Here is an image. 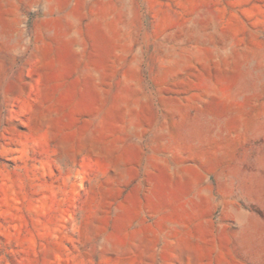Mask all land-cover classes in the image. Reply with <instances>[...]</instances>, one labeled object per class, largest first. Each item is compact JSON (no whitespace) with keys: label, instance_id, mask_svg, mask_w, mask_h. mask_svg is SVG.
Masks as SVG:
<instances>
[{"label":"rangeland","instance_id":"rangeland-1","mask_svg":"<svg viewBox=\"0 0 264 264\" xmlns=\"http://www.w3.org/2000/svg\"><path fill=\"white\" fill-rule=\"evenodd\" d=\"M0 264H264V0H0Z\"/></svg>","mask_w":264,"mask_h":264}]
</instances>
